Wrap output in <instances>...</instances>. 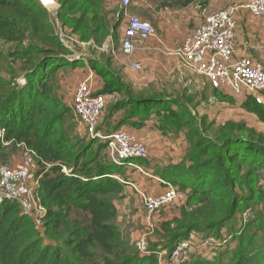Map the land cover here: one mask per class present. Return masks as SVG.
Masks as SVG:
<instances>
[{
  "label": "trees",
  "instance_id": "1",
  "mask_svg": "<svg viewBox=\"0 0 264 264\" xmlns=\"http://www.w3.org/2000/svg\"><path fill=\"white\" fill-rule=\"evenodd\" d=\"M194 1L162 0L161 6L184 8ZM54 2L55 19L82 42L101 46L110 35L117 39L123 20L117 7L108 9L104 0ZM50 12L40 0H0L3 140L10 142L9 147L21 144L32 153L37 165L33 178L38 179L36 191L45 210L33 218L15 201L0 203V264H158L156 248L166 249L169 255L193 235L201 241L214 238L213 244L225 243L226 237L220 235L224 228L231 235L230 244L204 254L191 253L183 264H264V219L249 221L237 232L228 225L255 198L251 176L256 168H264V136L245 123L227 121L213 130L215 123L206 117L198 121L186 117L189 113L175 97L149 96L144 88L136 89L112 69L111 57L101 61L83 54V59L69 61L71 49L59 38ZM8 44L14 45L4 52ZM85 65L100 77L96 94L117 96L106 114L107 122L97 131L109 135L126 127V131L147 129L163 137L182 130L186 140L182 156L166 164L150 155L132 160L142 167L140 172L114 165L106 140H86L70 131V110L54 88L59 71ZM18 77H23L22 85L16 82ZM213 90L221 99L233 96ZM243 98L244 107L264 122V106L251 96ZM6 147L0 140V159ZM158 179L186 198L170 204L178 205L177 211L161 221L158 233L166 243L158 239L161 244L157 242L150 254L141 257L115 223V201L122 198L125 187L138 195L129 183L142 189L145 182L158 183ZM161 181L158 184L165 189ZM244 187L243 197L239 191ZM229 245L234 246L231 251Z\"/></svg>",
  "mask_w": 264,
  "mask_h": 264
},
{
  "label": "rangeland",
  "instance_id": "2",
  "mask_svg": "<svg viewBox=\"0 0 264 264\" xmlns=\"http://www.w3.org/2000/svg\"><path fill=\"white\" fill-rule=\"evenodd\" d=\"M48 1L50 2V0ZM210 1H213L216 4L219 3V6H222L223 8L234 6L237 8V16H245L246 14L244 11H242L240 5H242L247 0H196L184 8L173 7L170 5L167 7H162V0H133L130 7L128 8V13L130 15H135L142 20L150 22L155 30L156 36L159 37L165 44L167 42V46L168 43H174V46H178L182 42L179 40L181 39V36H179L182 31L181 27H183V34L185 32V36L187 37L202 22L204 16L210 10L215 9V6H213L214 4L210 5V8L208 7ZM43 2L47 9L51 11L50 13L55 20V12L58 7L57 4H55L54 0H51L53 4L50 2V5H48L45 1ZM104 3L108 9H111V7H117L118 12L123 15V18H125L123 13L124 8L121 7L120 0H104ZM123 26L124 21L122 20L118 28L119 30L117 32V39L114 41L115 45H118L120 42L123 34ZM66 35L68 43L71 45L72 54L80 53L84 54L85 57H96L101 61H105L106 57H111L110 59H112V69L120 71L122 74V65L119 64V60H117L115 57L111 56L105 51L98 50L92 45H83L78 36L71 35L67 31ZM245 35L249 37L251 35V31H248ZM148 43H150V46H153L154 48L157 47L158 44L155 38L149 40ZM13 45L14 44H8L4 52L8 49V47H13ZM158 46L160 48L159 44ZM259 49L264 51V41H262ZM262 54L263 55L260 58L255 57L256 55L254 57H248L258 61L264 67V53ZM169 57L170 56L164 55L162 51L157 53L156 57L151 54H143L142 58L144 60H140L141 69L137 72H133L131 70L130 74H128V77H125L126 80H134V78H138L140 76L143 79V87L147 91L144 93L145 95L150 96L153 94L162 93L163 95L175 97L178 101L184 104V109L186 110L185 112L189 113V116L186 117L193 118L194 121H198V118L200 117H206L207 121L212 120V122L215 123V125H213V130H215L217 126L222 123L233 121L245 123L248 127L253 128L264 136V122L261 121L255 113L244 107V104L246 103L245 98L229 95L226 97L228 99H221L220 96H216L213 89L203 83L202 78L198 74L192 72L186 67H181L180 65H178L177 68H174V63H172V61H168L167 59ZM79 68H76L75 70L66 69L59 71L57 77L58 81L54 91L56 95H58L63 100L65 106L70 110V131H74V133L76 132L77 137L95 141L97 138L95 139L92 137L87 129L77 120L72 109L73 93L76 85L81 79L80 73L82 71L84 73L87 71V68H84V66L82 69ZM93 71L96 75V71ZM180 72H183V74ZM190 77L193 79L191 84L188 82ZM22 81L23 77H18L16 82L19 85H22L24 83ZM96 81L99 82L100 77ZM262 94L264 95V92ZM101 95L105 99V108L102 111L101 117L99 119L98 127H102L103 123L107 122V118H105L106 114L107 116L109 115V109L112 107V101L113 99L117 98V96L112 99V97L110 98L108 95ZM256 103L264 106V102ZM122 129L126 130V127ZM180 132L181 133L179 134H172L170 136L166 135L163 137H160L158 134L153 132L154 139L151 140L149 147L147 145L148 141L144 142L148 148L149 155H152V148L158 147L159 145L167 147L168 142L169 145H171L170 147L176 151V155H174L175 158L182 156L185 149L186 140L182 130ZM8 144L5 145L2 143L4 147H7L4 149L3 157L0 159V166L21 167L26 169L29 173L27 185L33 189L35 180L33 175L37 169L35 158L33 157L32 153L24 149L23 146L16 145L13 148L9 147ZM19 160L20 163H22V161L25 162L26 166H13V162ZM243 171L245 170L242 168L241 172ZM251 180L253 181L255 189V198L250 202V206L239 209L236 212L234 218L228 222V225L232 227L234 232L240 231L241 228L249 221L259 218L264 219V168H256L253 175L251 176ZM153 183L154 182H147L144 185L150 187V185H153ZM153 188L155 187H152V190L154 191L155 189ZM246 193L247 189L245 187L239 191V194L243 197L246 195ZM115 204L118 208V214L115 219V223L119 229L130 239V241H133V246H135V249L138 250L139 256L142 257L150 254V247L157 242L159 244H161V241L162 243H166V241L163 240L158 233L160 231V224L162 219H169L174 216V213L178 209V205H170L168 208L149 213L144 209L139 194L136 195V193L129 187L124 188V194H122V198L116 200ZM28 215H31V217L35 218V209L32 208ZM227 234L228 232L226 228L220 231V235L226 237V242L223 243L221 240L219 244H213L214 238H211V240L208 241H201L198 239L199 236H197V238L195 235H193V238H190L189 240V244L191 246L190 254H204L208 253V251L211 252V249L213 250V248H225L226 245L230 244L231 242V235L227 236ZM232 235L234 236L236 234ZM158 239L161 241L159 242ZM212 245L216 247H212ZM158 247L161 249V246ZM233 247V245H229L227 250L231 251ZM154 253L157 255L158 264H172V260L170 258L171 253L168 255L166 249L162 248L159 250L156 248ZM187 261L185 260L183 263ZM183 263L180 262L179 264Z\"/></svg>",
  "mask_w": 264,
  "mask_h": 264
},
{
  "label": "built area",
  "instance_id": "3",
  "mask_svg": "<svg viewBox=\"0 0 264 264\" xmlns=\"http://www.w3.org/2000/svg\"><path fill=\"white\" fill-rule=\"evenodd\" d=\"M133 0H120L124 8V28L118 45L108 36L101 46L93 41L81 42L83 45H92L98 50L105 51L126 65L133 72L141 69L140 62L134 60L136 51L155 38L164 55L176 57L179 63L198 74L205 85L210 88L221 89L232 95L245 97L251 96L258 103L264 102V67L248 56L235 59L236 52V16L237 8L234 6L215 9L208 12L202 22L183 39L180 45L167 47L156 36L150 22L128 13ZM250 17L264 20V0H247L240 5ZM57 33L63 43L70 49L67 35L57 19L54 20ZM69 61L83 59V54L73 53L67 56ZM24 82V80L22 81ZM105 108V99L96 94L89 78L81 79L73 93L72 109L77 120L87 129L95 139L107 141L110 160L114 165L127 166L140 172L143 169L136 164L134 159H146L149 156L148 148L144 141L135 133L120 130L109 135L97 131L99 119ZM4 128L0 126V140H3ZM22 146L21 144H17ZM63 171L68 173L64 167ZM29 173L21 167L0 166V203L4 200L15 201L26 214L32 208L36 216L45 211L40 204L36 191L38 179L34 180L32 189L28 183ZM161 181L160 179H158ZM162 192L148 193L129 183L137 193L144 209L152 213L159 208L172 203L183 202L185 194L178 191L171 184L165 183ZM191 246L189 241H180L170 254L172 264L183 263L189 260Z\"/></svg>",
  "mask_w": 264,
  "mask_h": 264
},
{
  "label": "crops",
  "instance_id": "4",
  "mask_svg": "<svg viewBox=\"0 0 264 264\" xmlns=\"http://www.w3.org/2000/svg\"><path fill=\"white\" fill-rule=\"evenodd\" d=\"M210 5L215 6V9L223 8L222 6L221 7L219 6L220 5L219 3L216 4L213 1H210V4L208 6L209 8H210ZM215 9H212V10H215ZM212 10H210V11H212ZM242 11H244V10H242ZM237 22H238V25H237V31H236V52H235L234 58L238 59V58L243 57V56L254 57L255 55H256L255 57L260 58L263 55L262 53H264V51L259 49L262 41H264V23L261 22L260 20H257V19L250 17L247 13L245 14V16H239V15L236 16V23ZM181 30H180L181 33L179 34V36H181V39H179L180 42L183 41V39L186 37L185 32L183 34V27H181ZM248 31L249 32L251 31V35L249 37H247L245 35ZM240 38H241V40H240ZM168 42H170V41H168ZM166 44H167V42H166ZM174 45H175L174 43H168V46L167 45L166 46L167 47H169V46L175 47ZM159 52H160V48H159L158 44H157V47L154 48L153 46H150V43H147L136 51V53L133 55V58H134V60L140 62V64H141V61L144 60L142 58L143 54H151V55L156 57L157 53H159ZM167 59H168V61H172V63H174V65H173V66H175L174 68H177L178 65H180L181 67H184L179 63V61L176 57H169ZM121 65H122V71L124 72V73L122 72V74L125 77H128V74H130L131 70L126 65H123V64H121ZM84 68H87V71L85 73L83 71L80 73L81 79L89 78L92 85H93L94 91L97 92V89L99 88V85H100V81L98 82L96 80L99 77L94 74V71L89 67V65H85ZM180 73L183 74V72H180ZM192 80L193 79L190 77L188 80L189 84L192 83ZM129 81L133 84V86L136 89L144 88L143 87V79L140 76L138 78H134V80L131 79ZM130 131L135 133L137 136H140L141 139L144 140V142L148 141L147 142L148 147H149V144L151 143V140L154 139V137H153L154 133L151 132L150 130L133 129ZM170 146L171 145H169V143L167 142V147L159 145L158 147L152 148V155L151 156H154L156 159L162 160L163 164H166V160H169L170 158H172L174 160L175 159L174 155H176V151L174 149H172V147H170ZM13 166H26V165H25V162L22 161V163H20V160H19V161L13 162ZM146 183L147 182H145V184ZM158 183H159V181H158ZM158 183L154 182L153 185H150V187L144 185L142 187V190L143 189H144V191L147 190L146 192H148V193L161 192L162 189L164 190V187H162ZM152 187H155V188H153V189H155L154 191L152 190Z\"/></svg>",
  "mask_w": 264,
  "mask_h": 264
},
{
  "label": "bare ground",
  "instance_id": "5",
  "mask_svg": "<svg viewBox=\"0 0 264 264\" xmlns=\"http://www.w3.org/2000/svg\"><path fill=\"white\" fill-rule=\"evenodd\" d=\"M42 1H45L48 5H50V2H51V0H50V2L48 1V0H42ZM44 3V2H43ZM52 4H53V2H51ZM87 61V60H86Z\"/></svg>",
  "mask_w": 264,
  "mask_h": 264
},
{
  "label": "water",
  "instance_id": "6",
  "mask_svg": "<svg viewBox=\"0 0 264 264\" xmlns=\"http://www.w3.org/2000/svg\"><path fill=\"white\" fill-rule=\"evenodd\" d=\"M41 1V3L44 5V6H46L44 3H43V1L42 0H40Z\"/></svg>",
  "mask_w": 264,
  "mask_h": 264
}]
</instances>
